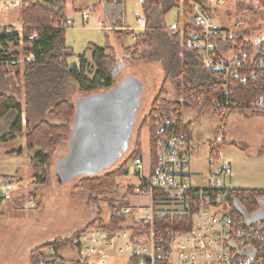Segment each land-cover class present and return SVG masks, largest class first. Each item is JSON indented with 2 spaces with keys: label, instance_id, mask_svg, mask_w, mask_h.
Wrapping results in <instances>:
<instances>
[{
  "label": "trees",
  "instance_id": "1",
  "mask_svg": "<svg viewBox=\"0 0 264 264\" xmlns=\"http://www.w3.org/2000/svg\"><path fill=\"white\" fill-rule=\"evenodd\" d=\"M76 0H73L75 2ZM114 3V0H105ZM182 1V2H181ZM208 6V11L213 13V6L205 0H197ZM121 3V0L118 1ZM196 0H142L143 14L147 20L145 31L135 34V43L125 48L126 52L132 54V59L138 54L140 60H155L163 64L166 78L177 77L183 74L184 82H177L176 89L181 98L169 99L164 92H160L151 101L149 113L142 122L149 125L150 153L153 165L157 152V120L163 114L170 112L183 115L186 108L203 106L212 107L215 113L224 119L230 111H242L249 108H258L255 102L259 95L264 94V77H249L246 81L232 79L228 91L224 89L225 81L220 73L209 70L202 62L197 50L190 49L185 44V38L190 30H199L195 22L189 18L192 12L191 3ZM67 0H24L20 6L19 22L21 31L13 27L0 31V76L17 77L20 81L23 70V81L25 91L28 94L41 96L46 103V109L50 107L49 114L63 119L62 123H51L40 119L32 124L27 118L26 148L28 151L37 150L31 156L33 163H38L42 169L35 182L46 183L48 181V165L53 151L63 142L70 138L73 123L78 113V106L71 100L69 83L74 82L80 92L88 94L100 90L109 89L115 82V71L119 67V58L113 48L92 45L90 57L86 54L79 55V62L71 64L68 62L74 54L73 49L65 43L66 29L59 27V23L67 18ZM183 8L184 20L178 15L179 30L171 32L169 27L162 25L161 16L173 7ZM183 31V33L181 32ZM126 33L133 30L126 29ZM30 35H35L29 38ZM183 35V43L182 36ZM238 35V34H237ZM244 38L238 35L236 42H220L219 53L227 56L229 49L240 47ZM160 47L156 50V47ZM246 49H251L248 43L244 44ZM32 56V57H31ZM24 57V59H22ZM31 57V58H29ZM22 59V61H21ZM184 87V88H183ZM23 103L13 94L0 91V118L10 112L16 113V117L9 133L0 138V142L8 141L15 137L16 133L22 132L23 127ZM190 123H187L186 130ZM225 144V140L217 143L219 149ZM210 155L215 156V147L211 144ZM23 149L10 151V154H21ZM143 154L140 133L137 134L135 148L125 161L117 168L102 175L86 176L80 180L79 186L88 192L89 202L99 200V192L113 194L106 197L111 210V215L106 221L98 211L97 217L87 224L83 229L76 231L67 238L59 237L49 242H44L34 247L29 253L30 264H88L87 259L78 257L68 258L65 256L66 249H73L78 254V246L74 239L85 229L96 224L117 230L122 228L136 229L132 241L138 243L136 236L148 235L149 229L145 226H137L132 223L131 214L125 209L130 206L128 199L130 194L136 192L134 186L124 188L117 181L118 177L128 173L127 164ZM211 164L212 161H211ZM12 179L11 176H5ZM213 185H209L211 187ZM240 195L246 196L247 201L241 200V205H250V209L258 207L260 201H264V189L232 188ZM119 197L118 199L116 197ZM184 204L185 214H164L156 212L155 235L159 248L157 253L166 254L172 240L171 233L191 231L195 225L193 217L196 211L193 199H188L186 194L180 195L173 191L154 188L152 194V205L156 210L159 200H178ZM5 201L0 198V206ZM252 201V202H251ZM239 201H237L238 203ZM231 213L239 220L242 214L237 211L231 202ZM53 248V252L49 251ZM235 253V250H232ZM239 256H233L232 264H241ZM151 264V258L142 255L132 256L127 264ZM155 264H165L157 260Z\"/></svg>",
  "mask_w": 264,
  "mask_h": 264
},
{
  "label": "rangeland",
  "instance_id": "2",
  "mask_svg": "<svg viewBox=\"0 0 264 264\" xmlns=\"http://www.w3.org/2000/svg\"><path fill=\"white\" fill-rule=\"evenodd\" d=\"M68 1L66 15L72 19L73 24L66 29L65 43L74 52L68 59L69 63H78L81 54L90 57L92 45L113 48L119 58L114 85L124 78L135 77L149 85L151 101L164 91L169 99L181 98L175 82L177 79H179L177 82H184L182 73L176 78L173 76L166 78L161 62L140 60L138 54L132 59V54L125 50L127 46L135 43L134 34H127L126 28L129 26L130 29L137 28L139 26L138 16L144 15L140 0H123L121 3L115 0L114 3L105 0ZM84 13L90 15L86 20L83 18ZM178 15L183 21L182 9L175 6L161 16L162 25L171 26L173 22L178 21ZM213 15L219 23L246 40L261 39L264 36V4L258 0H226L213 7ZM117 20L119 23H125L127 27L115 24ZM13 28L17 29V27ZM159 48V46L156 47V50ZM12 79L17 81L15 75ZM69 89L73 102L79 97L104 91L85 94L79 91L74 82L69 83ZM24 95L22 131L25 132L16 133L15 139L0 142V174L11 176L15 192L21 190L19 195H14L11 200L3 202L0 206V264H30L29 253L38 243L46 241V237L69 235L72 231L82 228L95 219L98 211L107 221L111 210L106 197L114 196L107 192H99V200L89 202L88 192L79 186L80 180L87 175H79L67 182L62 180L60 174L63 172L59 171L57 163L67 156L69 139H63V142L53 151L48 165L49 174L46 183L35 182L38 174L42 172L39 164L31 161V156L35 152H27L26 149L22 155L9 153L10 150L26 148L24 140L27 128L26 118H29L32 124L40 119L60 123L58 117L47 112L46 103L40 98L41 96H35L34 93L28 94L26 91ZM17 97L21 98L20 95ZM151 101L147 105L146 112L137 126L126 153L114 166L95 175H102L120 166L134 150L138 133L141 135L143 155L147 160L149 159V125L142 127V122L149 113ZM260 110L262 109L249 108L233 112L227 120L221 119L219 128L226 130L224 135L226 143L220 149L217 148L220 138L217 136L212 138L213 121H207L204 115L196 120V112L194 117L193 114L188 116V112H184L186 119L191 117L195 146L196 130L200 131L199 137L202 138L198 143V151L195 149L191 155V171L195 175L192 179L194 183H196L197 174L202 176L204 181L221 187L264 189V112ZM213 117L216 121L217 117L215 115ZM13 121L14 115L12 114L0 120V138L9 133ZM208 133L211 134L210 138L213 139L211 143L215 147L213 157L209 155L210 149L206 139ZM211 161L212 165H210ZM133 163L134 160H130L127 164L130 172H134ZM227 164H230L232 172L230 174L221 173L222 167ZM129 177L124 176L123 178L132 180ZM200 177L199 179L202 180ZM121 181L124 183L123 180ZM129 198L133 205H149L151 202L150 196L145 193L130 195ZM182 200L181 198L180 201ZM157 207L156 212L163 215L186 213L183 203L171 202V200H159ZM260 214L264 215V211L262 210ZM70 251L76 252L73 249H66L65 256L68 255L66 252L70 254ZM107 260L110 261L109 258ZM110 262L117 264L115 261ZM127 263L126 256L120 258L118 264Z\"/></svg>",
  "mask_w": 264,
  "mask_h": 264
},
{
  "label": "built area",
  "instance_id": "3",
  "mask_svg": "<svg viewBox=\"0 0 264 264\" xmlns=\"http://www.w3.org/2000/svg\"><path fill=\"white\" fill-rule=\"evenodd\" d=\"M24 0H0V6H20ZM119 1V0H115ZM215 6L226 0H205ZM264 4V0H258ZM208 6L200 1L192 2V12L189 18L200 28L190 30L185 38V44L190 49L197 50L204 65L211 71L220 73L225 81L224 89L227 92L232 79L246 81L249 77H264V36L261 39L246 40L238 48L229 49L230 54L224 56L219 53L220 42H236L238 35L219 23ZM84 13L83 18H89ZM139 26L135 31H145L146 17L138 18ZM61 28L72 26V19L56 23ZM20 26L17 30L21 31ZM171 32H178L179 23L173 22L169 26ZM183 33V32H182ZM35 35H30L33 38ZM135 37V34H134ZM248 43L251 49H246ZM264 110V94L259 95L254 103ZM184 116L170 112L163 114L157 120V152L155 164L146 169L143 157L134 160L140 184L136 187L137 193H148L151 203L148 206L133 210L127 207L125 211L131 214V219L138 226L149 229L148 235L136 236L143 244L132 241L134 235L130 229L122 228L109 230L101 225L91 226L82 231L75 239L78 246V255L87 259L88 264H108L109 249H117L121 253L142 255L151 258V264L157 260L165 264H232L233 256H239L241 264H264V201L250 209V205H241V200L247 201V195H240L232 188L214 184L209 187H197L191 182V160L186 143L189 138V129ZM226 174H230V165L222 167ZM159 188L186 194L193 199L195 225L191 231L171 233L172 240L169 251L157 253L159 248L155 235L156 210L152 205L153 189ZM15 194V185L12 179L0 176V198L11 200ZM180 199L176 200L179 202ZM237 201H239L237 203ZM233 202L242 217L237 220L231 213ZM248 202V201H247ZM252 202V201H251ZM235 244V245H233ZM235 250V253L232 251ZM53 252V248H50ZM146 264V263H145Z\"/></svg>",
  "mask_w": 264,
  "mask_h": 264
},
{
  "label": "water",
  "instance_id": "4",
  "mask_svg": "<svg viewBox=\"0 0 264 264\" xmlns=\"http://www.w3.org/2000/svg\"><path fill=\"white\" fill-rule=\"evenodd\" d=\"M150 101L149 85L135 77L124 78L107 92L77 98L78 113L68 140L69 150L57 163L62 180L111 168L128 150ZM87 105L97 106L91 116L86 114Z\"/></svg>",
  "mask_w": 264,
  "mask_h": 264
},
{
  "label": "crops",
  "instance_id": "5",
  "mask_svg": "<svg viewBox=\"0 0 264 264\" xmlns=\"http://www.w3.org/2000/svg\"><path fill=\"white\" fill-rule=\"evenodd\" d=\"M73 1V0H72ZM123 0H121V2H122ZM141 1L142 0H140V3H141ZM71 2V1H70ZM182 2V1H181ZM69 4V1L67 0V3H66V5H68ZM71 4V3H70ZM141 8H142V3H141ZM182 9V12H183V8H181ZM19 14H20V6H15V7H12V6H7V7H2V6H0V31L1 30H3V29H5L6 27L7 28H9V27H17V29H18V27H20L21 25H20V22H19ZM67 16V15H66ZM140 16H138V18H139ZM67 18H70V17H68L67 16ZM137 18V19H138ZM71 19V18H70ZM176 22H178V21H176ZM115 24H119V25H121L122 27H127V26H125V23H119V21L117 20L116 21V23ZM115 26V25H114ZM131 27L129 26V27H127L126 29H130ZM130 30H135V27L134 28H132V29H130ZM181 32H183V31H181ZM182 36V43H183V35H181ZM32 57V56H31ZM31 57H29V58H31ZM22 59H24V57L22 58ZM22 59H21V61H22ZM20 74H22V76H21V79H20V81L19 82H17V81H15V79L13 80L10 76H0V91L1 90H5L6 92H9V93H13V94H15L16 96L17 95H20L21 96V98L19 99L22 103H23V107H24V99L23 98H25V95H24V92H25V87H24V81H23V70L22 69H20ZM16 80H17V77H16ZM49 108V109H48ZM47 108V112H49V110H50V107H48ZM185 111H187L188 112V116L190 115V114H193V117H194V115H195V112H196V120H199V117L201 116V115H204V117H206L205 119L207 120V121H213V135H212V138L214 139L215 138V136H217L218 138H220V141L221 140H225V143H226V138H225V134H226V130H220V128H219V124H221V119H223L222 117H221V115H219L218 113H216L215 114V112H214V109L212 108V107H203V106H196V107H190V108H186V109H184V111H183V114H184V112ZM260 111H263L264 112V110H260ZM233 112H239V111H233ZM232 111H230L229 113H227V115H226V117L224 118V120H227L228 118H229V116L233 113ZM10 114H12V115H14V119H15V117H16V113H14V112H10V113H8L7 115H10ZM6 115V116H7ZM216 116L215 118H216V121H215V119H214V117L213 116ZM6 116H4V117H1L0 118V120H2L3 118H5ZM52 116H54V115H52ZM184 116V115H183ZM22 117H23V113H22ZM57 117V116H56ZM185 118V117H184ZM189 119H186V121H187V123H190V126H189V138H188V141H187V143H186V146H187V149L189 150V156H190V160H191V155H192V153H193V151H195V149H196V151H198V143L202 140V138H200L199 137V134H200V131L198 132V130H196V146H195V144H194V139H193V137H194V135H193V128H192V123H191V121H190V118L191 117H188ZM23 119V118H22ZM58 119H59V122L60 123H62L63 122V119L62 118H60V117H58ZM26 120H27V118L25 119V123H26ZM14 122V121H13ZM26 130H27V128H26ZM25 131H22L21 133H24ZM207 132V130L205 129V133ZM26 134V133H25ZM24 135V134H23ZM210 135L211 134H207L206 136H207V142H208V144H209V149H211V141L213 140H211V138H210ZM24 137H25V147H26V136L24 135ZM16 138V135H15V137L14 138H12V139H15ZM210 138V139H209ZM215 141H216V139H215ZM220 141H218V142H220ZM217 142V141H216ZM224 146V145H223ZM222 146V147H223ZM222 147H220V148H222ZM219 148V149H220ZM22 149H23V152L20 154V155H22V154H24V152L26 151V149L27 148H24V147H22ZM10 151H13V150H10ZM9 151V152H10ZM14 151H16V150H14ZM37 150H33V152H36ZM27 152H29L28 151V149H27ZM209 155H210V153H209ZM141 157H143V159H144V164H145V166H146V169L148 170V169H150V168H152L153 167V162H152V158H151V153H150V155H149V159L147 160L145 157H144V155L142 154V156ZM210 157H211V155H210ZM145 159H146V163H145ZM125 160H123V162H124ZM122 162V163H123ZM210 165H212L211 164V162H210ZM228 165H230V164H228ZM127 168H128V173L125 175V176H127V177H129V178H131L132 180H127V178H123L124 176H122V177H118L117 178V181L121 184V186H124V188H126V187H128V186H134L135 188L140 184V181H139V178H138V176H137V169H136V165H135V162L133 163V168H134V172H130V169H129V166L127 165ZM190 172H191V177H190V179H191V182L193 183V185H195V186H197V187H207V186H209V185H214L212 182H206V181H204L203 179V177H202V180H200L199 179V175H197L196 174V183H194L193 181H192V179H193V176H195L193 173H192V171H191V168H190ZM224 173V174H226L224 171H223V169L221 170V173ZM6 175V174H5ZM5 175H2V174H0V176H2V177H5ZM200 177V178H201ZM121 180H123V182L124 183H122V181ZM203 181V182H202ZM20 184V183H19ZM217 185V184H216ZM224 187H226V186H224ZM228 188V187H227ZM20 191L21 190H18V191H16L15 193L16 194H14V195H19V193H20ZM36 192V191H35ZM34 193V192H33ZM134 194H144V193H137V192H135V193H133V194H130V195H134ZM145 194H148V193H145ZM129 195V196H130ZM149 195V194H148ZM150 196V195H149ZM151 198V197H150ZM128 199H129V201H130V198L128 197ZM171 200V202H173V201H175V200H173V199H170ZM3 202H5V201H3ZM2 202V203H3ZM176 202V201H175ZM151 203V202H150ZM179 203V202H178ZM157 204H158V202H157ZM157 204H156V209L158 208L157 207ZM145 206H148V204L147 205H133L131 202H130V207H132V209L133 210H137V209H139V208H142V207H145ZM158 214H160L159 212H157ZM183 214H185V213H183ZM160 215H163V214H160ZM131 216V215H130ZM94 220V219H93ZM92 220V221H93ZM92 221H90V222H92ZM89 222V223H90ZM89 223H87V224H89ZM133 223V222H132ZM86 224V225H87ZM86 225H84L82 228H79V229H76L75 231H72L69 235H63V236H59V235H54V237H52V238H47L46 237V241H44V242H49V241H52V240H54V239H56V238H59V237H63V238H67V237H70L71 235H73L76 231H78V230H81V229H83ZM137 226H138V224H135V227L134 228H137ZM131 230V232L134 234L135 233V230L136 229H130ZM44 242H41V243H44ZM40 243V244H41ZM137 244H143L141 241H139L138 240V243ZM38 245H39V243H38ZM71 252V251H70ZM68 255L66 256V257H68V258H77L78 257V254H77V252H75V253H73V252H71L70 254L68 253V252H66ZM107 253H108V258L110 259V261H115V263H119V259L120 258H123V257H126L127 256V258H128V261H129V259L131 258V256L130 255H128V254H121L117 249H109L108 251H107ZM107 260V259H106ZM109 260H107V262H108V264H112L111 262H110Z\"/></svg>",
  "mask_w": 264,
  "mask_h": 264
},
{
  "label": "flooded vegetation",
  "instance_id": "6",
  "mask_svg": "<svg viewBox=\"0 0 264 264\" xmlns=\"http://www.w3.org/2000/svg\"><path fill=\"white\" fill-rule=\"evenodd\" d=\"M121 82V81H120ZM120 82H118L117 84H115V85H113L112 87H110L109 89H106V90H104L103 92H99L100 94L101 93H104V92H107V91H109V90H111V89H113V88H115L117 85H119L120 84ZM122 97V96H121ZM104 101V100H103ZM118 101V100H117ZM106 102H110V101H106ZM118 102H121V101H118ZM90 105H87V106H85V107H87V111H86V114H88V115H92V114H94V111L96 110V108H97V106L95 105V108H91V106L89 107ZM121 110H123V108L121 109ZM110 136H112V134H110ZM118 162V161H117ZM116 162V163H117ZM115 163V164H116ZM114 164V165H115ZM113 165V166H114ZM106 170V169H105ZM102 172V171H101ZM100 173V172H99ZM81 175H87V174H81ZM79 176V175H78Z\"/></svg>",
  "mask_w": 264,
  "mask_h": 264
}]
</instances>
